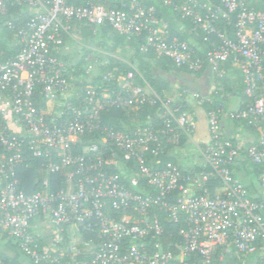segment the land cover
Returning a JSON list of instances; mask_svg holds the SVG:
<instances>
[{
    "label": "built area",
    "instance_id": "2783aa9c",
    "mask_svg": "<svg viewBox=\"0 0 264 264\" xmlns=\"http://www.w3.org/2000/svg\"><path fill=\"white\" fill-rule=\"evenodd\" d=\"M160 1L189 19L209 48L197 53L187 41L169 37L149 0L85 5L0 0V17L10 6L29 12L20 24L6 22L20 51L10 59L0 52V235L10 237L31 264H216L218 249L231 246L244 257L254 255V264H264V10L250 0ZM231 19L233 37L218 26ZM77 22L105 23L128 38L143 36L141 51L152 49L192 72L208 67L218 73L228 61L236 66L247 102L234 110L219 102L207 111L209 142L199 148L200 170L183 173L161 159L168 144L178 145L189 135L192 113L136 83L132 70L99 73L96 47H89L81 73L72 78L89 82L78 91L70 78L74 63L56 55L66 43H80ZM38 93L45 106L37 104ZM183 93L198 99L193 91ZM156 102L154 118L132 135L101 124L107 108L133 110ZM223 116L253 127L255 142L242 146L226 137ZM94 132L100 138L75 153L79 137ZM241 152L259 168L261 197L233 172ZM30 157L42 160L45 175L42 189L27 193L17 169ZM54 173L66 176L64 187L50 188L47 175ZM37 218L53 228L48 245L33 232ZM69 231L78 238L65 244ZM0 264H5L1 257Z\"/></svg>",
    "mask_w": 264,
    "mask_h": 264
},
{
    "label": "trees",
    "instance_id": "16d2710c",
    "mask_svg": "<svg viewBox=\"0 0 264 264\" xmlns=\"http://www.w3.org/2000/svg\"><path fill=\"white\" fill-rule=\"evenodd\" d=\"M89 1L90 0H72L76 5H85ZM149 3H153L156 6L157 16L162 18L166 23V32L169 37L177 36L179 39L187 41L197 53L202 54L209 48V43L203 41L201 32L194 27L189 19L181 18L177 12L163 5L160 0H149ZM250 5L255 9L264 10V0H250ZM28 15L29 12L25 6H10L7 14L0 17V52L3 59H10L20 51V44L18 43L17 37L15 33L7 27L6 22L12 21L14 24H20ZM218 26L225 28L229 37L234 36V19L219 21ZM75 32L80 42L78 50L80 56L73 64L74 70L70 72L71 79L81 73V67L86 62L84 56L91 51L89 47H96L101 51V53H97L101 62L97 69L99 73L113 70L115 74H119L132 70L135 73L136 83L142 85L147 84L154 93L164 100L168 98V94L171 91V82L167 78L168 73L184 72L198 75L199 72L202 71L192 72L185 67H178L167 57H157L152 49L141 51L139 47L143 41V36L128 38L105 23L94 25L87 22H77L75 23ZM64 39L67 40V38ZM210 39L215 40V37L210 36ZM56 55L65 61H69L68 55L63 54L62 49H60ZM223 64L220 65V68ZM99 79V75L94 78V80ZM74 82L78 87V91L81 90V87L89 84L85 79L81 81L75 80ZM183 90L184 89L181 87L180 93L182 92V95H184ZM219 102V98H214L212 101L203 100L201 101V106L207 112L215 108ZM37 104L45 106V101L39 93L37 95ZM175 104L182 106L183 101H176ZM157 106L158 102H156L155 105L146 103L140 108L133 110L110 107L101 113L100 121L106 128L122 134L132 135L137 126L143 125L147 119L154 118ZM181 109L183 110V108ZM99 138V132H94L92 134L86 133L79 137L78 142L73 144V151L75 153H81L83 146L90 145ZM182 141L183 140L180 139L179 143ZM169 147H171V144L166 146L165 153L161 155L162 162L177 164L176 161L168 155ZM106 149L108 151L109 147H106ZM41 162L42 160L40 158L30 157L24 160L17 169L20 186L27 193L42 189L41 182L45 173L41 169ZM249 165L255 169L256 173L259 171L256 165L250 162ZM180 169L183 173L190 172V170L184 169L181 166ZM47 176L50 181L49 186L51 189L55 190L65 186L66 176L62 173L48 174ZM211 191H213L212 187ZM83 235L85 237H90L88 232H84ZM225 251V249H218L214 255L216 264H241L242 260L245 258L231 246L228 248V257H226V260L218 259V255L225 253ZM0 257L5 264H31L30 260L19 250L17 244L5 234L0 235Z\"/></svg>",
    "mask_w": 264,
    "mask_h": 264
},
{
    "label": "crops",
    "instance_id": "0c3cea01",
    "mask_svg": "<svg viewBox=\"0 0 264 264\" xmlns=\"http://www.w3.org/2000/svg\"><path fill=\"white\" fill-rule=\"evenodd\" d=\"M167 78L171 82V91L168 98L173 101H183V110L192 113L194 127L189 135L181 137L183 140L178 145H171L168 155L184 169L198 170L204 165L203 157L199 153L209 142V131L206 119V110L201 106V101H212L219 98L227 110L241 109L245 106L247 98L243 92L241 75L234 64L224 63L218 73H213L208 67L204 68L198 75L184 72H170ZM181 87L185 90L193 91L198 95V99H193L190 95L180 93ZM222 131L226 137L232 138L242 146H248L255 142L257 134L248 123L232 120L226 116L221 120ZM234 174L245 184L249 192L261 197L263 190L257 180L255 169L245 158L243 152L240 153L237 162L233 166ZM33 232L44 244L51 243L52 227L45 218H37L32 222ZM75 237L73 231L66 234L64 243L66 244ZM228 249L222 254V259L226 260ZM255 256L245 257L241 264H254Z\"/></svg>",
    "mask_w": 264,
    "mask_h": 264
},
{
    "label": "rangeland",
    "instance_id": "374dc122",
    "mask_svg": "<svg viewBox=\"0 0 264 264\" xmlns=\"http://www.w3.org/2000/svg\"><path fill=\"white\" fill-rule=\"evenodd\" d=\"M79 45H80V43H76V42L72 41L70 43H66L65 46L62 48L63 54L68 55V60L70 63H75L77 61V59L79 58V56H80L79 51H78ZM173 102H175V101H173ZM24 262H25V260H24Z\"/></svg>",
    "mask_w": 264,
    "mask_h": 264
}]
</instances>
